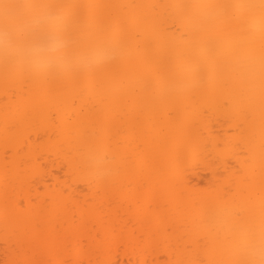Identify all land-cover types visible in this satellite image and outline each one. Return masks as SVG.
I'll list each match as a JSON object with an SVG mask.
<instances>
[{
	"label": "snow or ice",
	"instance_id": "obj_1",
	"mask_svg": "<svg viewBox=\"0 0 264 264\" xmlns=\"http://www.w3.org/2000/svg\"><path fill=\"white\" fill-rule=\"evenodd\" d=\"M0 69L5 83L48 85L15 121L5 116L4 143H16L0 182L4 264H114L113 247L146 243L144 232L120 231L104 200L125 189L148 197L128 208L152 236L160 225L175 236L168 264H264V0H0ZM204 98L217 101L230 136H211ZM161 108L168 127L155 118ZM41 121L54 128L44 148L26 135ZM45 150L68 173L31 197L48 174ZM220 162L216 185L190 186V170ZM74 177L95 196L74 195ZM216 245L227 259L211 257Z\"/></svg>",
	"mask_w": 264,
	"mask_h": 264
},
{
	"label": "bare ground",
	"instance_id": "obj_2",
	"mask_svg": "<svg viewBox=\"0 0 264 264\" xmlns=\"http://www.w3.org/2000/svg\"><path fill=\"white\" fill-rule=\"evenodd\" d=\"M88 2H133V0H88ZM138 3H174V2H184V0H135ZM177 28L181 31L182 27L177 24ZM48 87L42 81L39 80H29L25 77H13L9 79L7 83H5L3 70L0 69V182H2V171L5 164V153L6 150H10L12 146L16 143L14 138H9V144L6 146L4 143V126H5V116L7 114V118L9 122H13L17 119V108L24 101L28 100L30 97H35L41 89ZM200 104L203 105L205 109H207V120L209 122V132L213 138L223 139L227 136H230L233 132V127L230 124L229 120L223 116V114L219 110V106L217 101L214 99H201ZM187 103H196L195 100H189ZM123 115V114H121ZM156 120L160 124L161 127H168L169 122L167 120V109L161 108V110L156 114ZM185 118V112L183 107L180 106L177 111L176 119L178 121H182ZM105 119L116 120L119 121V116L115 114L111 117H105ZM54 128L48 123L41 121L38 127L30 128L27 130L26 135L29 137L28 143L30 145H39L42 148L47 144H40L38 141L47 135L48 138L53 135ZM45 134V135H44ZM44 135V136H43ZM47 139V138H46ZM48 141V140H45ZM39 144H38V143ZM45 159L40 163L44 166V170L48 173L41 180L36 182L35 188L32 192L26 193V195L31 197H43L50 193L49 190H45L49 187L55 188L57 184V178H61L59 174L64 171L61 168H64L65 174L68 173V169L66 167H61V161L58 159L57 155L54 152L45 150L43 153ZM47 157V158H46ZM52 160V161H51ZM44 163V164H43ZM53 164H55L53 166ZM220 167L215 170H210L204 167H195L189 171L187 179L190 186L198 187L196 180H198L201 172H206L207 174L212 175V177L219 180V177L225 176L224 165L222 162L218 163ZM55 167L58 172L56 174L53 172L52 168ZM47 168V169H45ZM210 170V173H209ZM202 174V173H201ZM205 174V173H204ZM129 177L135 175L133 172L128 173ZM258 180V176H257ZM72 184L75 186L70 189L73 191L74 195H77L82 199H88L90 197L95 196L94 189L90 188L85 180L82 177H74ZM195 184V185H194ZM80 185V186H78ZM82 187L83 189H78ZM43 189V190H40ZM50 189V188H49ZM42 192H40V191ZM82 196V197H81ZM148 197L143 191H133L129 193L126 189L123 191H108L104 194V200L106 203L111 204V208L109 209L110 213L113 216L114 222L119 225L120 231L127 236L129 233L135 231L138 234L140 232L145 233V237L148 239L143 245L136 244H128L124 247L115 246L111 250V258L114 261V264H168L175 259L174 249L171 247V244L175 240V236L173 234L167 232L165 230V225H160L158 230L156 231V235L152 236L148 227L142 222V220L133 212L129 211L128 204H134L136 200L146 201ZM125 201L127 203H125ZM25 202L21 201V206H24ZM136 222V223H135ZM132 227H131V226ZM137 226V227H133ZM224 232L228 233L230 225L225 223L223 225ZM182 232H178L177 235H182ZM168 240V243H163V241ZM0 243H2L3 247H5L3 243V237L0 236ZM1 246V245H0ZM3 255V259L6 260L7 254L6 251L0 252ZM1 255V257H2ZM211 257L214 259H227L229 254L225 249L221 246L216 245L213 247L211 253ZM2 260V259H1ZM4 260V261H5ZM3 261H0V264ZM4 263V262H3ZM2 263V264H3Z\"/></svg>",
	"mask_w": 264,
	"mask_h": 264
},
{
	"label": "rangeland",
	"instance_id": "obj_3",
	"mask_svg": "<svg viewBox=\"0 0 264 264\" xmlns=\"http://www.w3.org/2000/svg\"><path fill=\"white\" fill-rule=\"evenodd\" d=\"M45 135V134H44ZM43 135V136H44ZM47 138V139H46ZM42 141H44L43 143H41V141H38L40 144H46L48 141H45V140H48V136L47 135H45L42 139H41ZM37 142V143H38ZM38 143V144H39ZM44 156H46V155H44ZM47 158V157H46ZM44 159H45V157H44ZM52 161V160H51ZM44 164V163H43ZM55 164H53V166H54ZM220 167V165L219 164H217L216 165V167H215V169H218L219 167ZM44 167H49V166H46V163L44 164ZM45 169H47V168H45ZM56 170V168L55 167H53L52 168V170H53V172L56 174V172H58V171H55ZM61 170L62 171H64V174H65V171L66 170H64V168H61ZM59 173H61V172H58L57 174H59ZM202 173V174H201ZM201 173H199L200 175H198L199 177V179L198 180H196L194 183H198L197 184V186L199 187V188H201V189H203V188H206V187H209V186H214V185H216L223 177H224V175L222 176V177H219L218 179V181H217V179H215V178H217V177H215L214 176V178L212 177V175H214V174H212L211 173V175H209V174H207L206 172H201ZM205 173V174H204ZM209 173H210V170H209ZM64 174L63 173H61V174H59L60 176H61V178H64L65 176H64ZM195 185V184H194ZM72 186H73V188L75 187L73 184H72ZM78 186H80V185H78ZM195 187V186H194ZM50 188V189H49ZM78 189H83L82 187H79ZM40 190H43V189H40ZM39 190V191H40ZM45 190H49V191H51L52 190V187H50V185H49V187L47 188V189H45ZM40 192H42V191H40ZM77 196V195H76ZM82 197V196H81ZM82 199H83V197H82ZM136 223V222H135ZM131 226V225H130ZM132 227V226H131ZM134 228L135 227H137V226H133ZM145 239H146V242H148V239L145 237ZM0 249H2L1 247H3L2 245V243H0ZM0 252H2V251H0ZM1 253H0V261H3L4 262V260L5 259H3L4 257H3V255H2V257H1ZM2 259V260H1ZM2 262V263H3ZM1 263V264H2ZM4 264V263H3Z\"/></svg>",
	"mask_w": 264,
	"mask_h": 264
},
{
	"label": "clouds",
	"instance_id": "obj_4",
	"mask_svg": "<svg viewBox=\"0 0 264 264\" xmlns=\"http://www.w3.org/2000/svg\"><path fill=\"white\" fill-rule=\"evenodd\" d=\"M257 246H258V242H257Z\"/></svg>",
	"mask_w": 264,
	"mask_h": 264
}]
</instances>
